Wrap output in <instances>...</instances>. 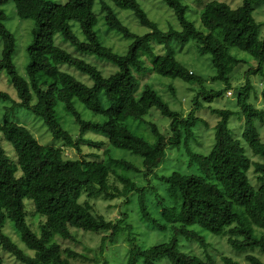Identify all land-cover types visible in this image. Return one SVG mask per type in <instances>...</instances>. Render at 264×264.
Here are the masks:
<instances>
[{"label": "trees", "instance_id": "obj_1", "mask_svg": "<svg viewBox=\"0 0 264 264\" xmlns=\"http://www.w3.org/2000/svg\"><path fill=\"white\" fill-rule=\"evenodd\" d=\"M8 1L0 0L3 44L0 71L6 70L18 99L6 108L5 117L0 120V133L15 150L12 158L0 145V246L28 264H62L64 254L69 259L78 256L88 259V255L52 242L54 233L63 239L77 240L73 232L76 228L97 234L111 232L110 239L116 240L126 229L133 248L124 264H212L213 255L208 252L209 247H214L210 241L212 236L225 238L228 246L235 250L233 253L236 256L243 254L248 264H264V162L253 160L246 152L249 147L264 157L261 132L264 106L256 105L258 89L251 81L253 75L264 79V37H261L264 22L255 16L257 4H264V0H243L237 7L226 1H203L200 13L203 29L188 18V3L163 0L181 26L168 30L161 29L138 0H68L66 3L12 0L20 18L35 20L32 41L27 47L28 81H22L14 63L16 37L6 25L8 15L4 8ZM116 8L132 11L149 31L139 34L131 30ZM100 14L108 29L130 40L125 52L114 50L101 41L96 28ZM72 21L78 22L82 37L74 31ZM58 34L74 46V51L55 42ZM152 39L166 43L177 40L183 44L195 40L203 54L212 56L216 74L211 80L224 83L225 88L208 89L206 80L172 53L155 54L154 72L200 86L188 115L172 109L154 85L145 83L142 86L133 70V67L145 69L141 53L144 50L154 54ZM232 49L246 51L257 64L247 70L245 83L236 89L238 109H214L219 115L213 127L215 141L209 152L201 153L191 145L195 129L204 120L198 112L216 97L233 89L230 64L238 65L244 61L234 57ZM83 53L107 60L117 69L105 75L96 64L80 55ZM62 65L75 68L92 83L78 79L69 70H63ZM170 89L175 91L174 87ZM261 94L264 101V86ZM10 98L7 92L0 90V99L8 101ZM79 104L101 115L102 120L86 119ZM18 107L32 111L43 119L55 139L78 150H81V143H90L105 147L106 155H109L110 145L140 156L142 166L110 155L112 161L141 175L146 184L120 174L116 176L121 186L113 184L110 178L116 171L95 153L67 158L61 147L42 144L28 127L8 120L6 115ZM152 108L158 109L171 123L165 132L157 124L149 123L150 140L136 134L129 120H142ZM64 112L72 116L74 126L80 132L77 137L63 123ZM233 115L243 121L242 131L238 132L240 136L230 127ZM89 131L100 134L101 139L86 138ZM173 148L184 149L192 170L157 173L164 161L167 163L174 158ZM168 149L173 157L169 156ZM162 167L165 169V164ZM252 168L261 180L259 186L250 178ZM160 188L165 191V196L160 195ZM133 193L143 219L162 231H170L167 240L144 247L137 242L133 226H123L128 214L124 213L123 218L116 221H107L95 212L89 200L82 201L83 196H87L92 199L124 197L131 202ZM151 195H154L153 202ZM26 198L34 202L35 213L42 216L38 231L29 221ZM8 221L26 246L35 252L33 256L5 232ZM106 240L107 236H103L101 252ZM192 245L198 246L201 253L195 252ZM235 255L223 254L221 258L225 264H240ZM160 258L165 260L157 262ZM0 264H4L1 255ZM98 264L109 262L104 260Z\"/></svg>", "mask_w": 264, "mask_h": 264}, {"label": "rangeland", "instance_id": "obj_2", "mask_svg": "<svg viewBox=\"0 0 264 264\" xmlns=\"http://www.w3.org/2000/svg\"><path fill=\"white\" fill-rule=\"evenodd\" d=\"M55 3H66L68 0H51ZM142 7L146 10L148 15L159 23V26L163 30H168L170 28L180 29L181 26L178 22L177 17L175 16L172 9L163 1V0H138ZM189 4V10L187 12L188 18L195 23V25L203 29L200 20V13L203 8V1L206 0H183ZM230 3L233 7H237L243 3V0H220ZM8 19L6 20L7 27L14 33L16 37V49L13 55L14 63L17 67L19 75L22 81H28L27 74V65L29 62L28 55V45L32 41V29L35 26L34 19H22L18 16L16 8L13 4V1L9 0L4 6ZM118 14L122 17L123 21L130 27L131 30L144 34L149 31L145 26H142L139 21L133 15V12L130 10H123L116 8ZM255 16L258 21L264 22V4L258 3L257 8L255 9ZM99 23L97 25V30L100 36L101 41L109 46H112L114 50L119 52H125L127 46L130 43L129 39L124 38L122 35L118 34L115 30L108 29L107 25L104 22L102 15H99ZM74 31L82 37L80 26L78 22H71ZM261 37H264V25L261 27ZM55 42L69 51H74V46L70 42L64 41L61 34H58L55 38ZM151 45L153 46L154 54L145 52L142 50L141 59L143 60L145 69L136 70L133 67L134 73L137 75L140 80L141 85L149 83L154 85V87L159 91L163 98L169 103L170 107L174 110L181 111L184 115H188L190 110L193 108L194 103L197 98L198 90L200 86L191 81H184L179 78H171L161 76L158 73L152 70L153 57L156 54L167 55L174 54L176 58L188 67L191 71L197 75L202 76L206 80V87L211 90L224 89L225 84L222 82H213L211 78L216 74V69L212 62L211 54H203L200 51L199 46L195 40H190L188 43L183 44L180 41H172L170 43L158 42L156 39H152ZM3 44L0 38V53L2 52ZM82 57L86 58L88 61L96 64L105 75H109L117 69L113 64L107 60L101 59L96 55L90 54H80ZM232 55L237 59L244 60L238 65L235 63L230 64L231 72V84L233 89H230L228 92H225L222 96H218L210 104L205 103L207 106L201 109L198 112L202 118H204L201 123L198 124L195 129V137L191 140L192 148L201 153L209 152L210 148L214 144V126L219 118V115L214 112V109H224L230 108L233 110L238 109L237 104V90L239 86L245 83L246 81V72L252 66H256L257 62L254 57L248 54L246 51H241L237 49H232ZM63 70H69L72 72L78 79L86 81L91 84L92 81L88 76L81 75L75 68H69L68 65H62ZM252 83L256 84L258 89V97L255 100L257 106H264L263 97L261 90L264 86V79L260 75H253L251 77ZM170 87H174L175 91L173 92ZM0 90L7 92L10 95V100L5 101L0 99V120H3L6 114V108L10 107L15 100L18 99V94L16 88L12 85L10 77L7 74L6 70L0 71ZM231 92V93H230ZM79 109L82 111L83 116L88 120H102L101 115L94 114L91 110L87 109L82 104H79ZM8 116V120L15 121L19 124H22L28 127L36 138L42 144L55 145L61 147L64 150V154L67 158H81L86 154L93 152L96 157H101L104 161L116 171L111 175V182L113 184H118L121 186V183L117 180V174L122 176H132L133 179L137 180L140 184H146L145 180L141 175L133 174L132 171H128L121 164H118L115 161L111 160L113 158H121L126 161L132 162L137 166H142V158L140 156L134 155L131 152L116 148L108 145L110 152L109 155L105 154V147L92 146L90 143H81V150H78L75 146H69L62 140H57L54 138L50 132L48 126L45 124L43 119L36 116L32 111L25 108H16L11 111ZM65 121V122H64ZM63 123L66 128L70 129L74 136L80 134L77 127L74 126L72 121V116L69 113L64 112ZM149 123L157 124L160 129L165 132L169 129V124L171 123L170 119L165 117L160 113L156 108H152L150 112L144 116L142 120L140 119H130L129 124L131 129L138 135H141L147 139H150V131L148 129ZM243 121L238 116H232L230 119V127L233 133L237 136H240L238 132H241L240 126ZM206 124H210L207 126ZM262 136L264 138V124L261 128ZM85 136L86 138H91L93 140H100L101 135L96 134L93 131H89ZM100 138V139H99ZM0 145L7 151V153L14 158L15 150L13 144L4 139L2 133H0ZM107 146V145H106ZM169 150V149H168ZM171 150L174 151L172 154ZM169 150V156L173 157L169 159L167 163H162L161 167L165 164V169L161 167L157 169L159 174H169L173 170L178 169L184 172H189V162L187 155L183 148H173ZM246 152L252 157L253 160L264 162V157L258 154H255L249 147H247ZM111 155V156H110ZM250 178L254 185L259 186L261 180L258 177V173L254 171V168L250 170ZM20 175V171L18 170ZM162 184V183H161ZM165 191L160 188V195L165 196ZM133 200L127 202L124 197H117L114 199H103L102 197L92 199L87 196H83L82 201L89 200L93 204L95 212L107 221H116L117 219L123 218V214H128L127 220L123 223V226L131 224L133 226V234H136L137 242L144 246L149 247L157 242H163L169 238L170 231H162L154 224L143 219L138 204L136 203V195L131 194ZM26 210L28 212L29 221L32 224L33 228L38 231V222L42 216L38 213H35V204L32 200L26 198L25 200ZM150 201H154V195H151ZM153 208L155 209L154 203H152ZM35 217H34V216ZM5 232L12 236L14 241L27 252V254L33 256L35 252L29 249L26 244L21 240L19 232L13 226V224L8 221L5 226ZM73 232L77 235V240L63 239L60 235L54 233L52 236V242L61 244L63 248H70L75 250L78 253H84L88 255V259H83L81 256L76 258H67V255L64 254L65 261L62 264H98L103 263L104 260H108L109 264H124L128 258V253L131 248H133V241L129 239V232L124 229L121 231L116 240H111V232H105L101 234L86 232L81 229L73 228ZM209 233V232H208ZM209 235H212L209 233ZM103 236H107V240L103 244V252L100 251V246L102 244ZM210 241L213 242L214 247H209L208 252L213 255L212 264H225L222 260L221 255L233 256L235 250L230 248L227 244V241L223 237H210ZM194 251L201 253V250L198 246L192 245ZM0 255L3 257L4 264H28L24 261L19 260L15 255L9 251L4 250L0 246ZM235 258L240 261V264H248L244 255L236 256ZM163 258L157 260V262H162ZM66 262V263H65ZM142 263V262H141Z\"/></svg>", "mask_w": 264, "mask_h": 264}, {"label": "clouds", "instance_id": "obj_3", "mask_svg": "<svg viewBox=\"0 0 264 264\" xmlns=\"http://www.w3.org/2000/svg\"><path fill=\"white\" fill-rule=\"evenodd\" d=\"M33 103H35V101H33Z\"/></svg>", "mask_w": 264, "mask_h": 264}, {"label": "built area", "instance_id": "obj_4", "mask_svg": "<svg viewBox=\"0 0 264 264\" xmlns=\"http://www.w3.org/2000/svg\"><path fill=\"white\" fill-rule=\"evenodd\" d=\"M231 93V92H230Z\"/></svg>", "mask_w": 264, "mask_h": 264}]
</instances>
